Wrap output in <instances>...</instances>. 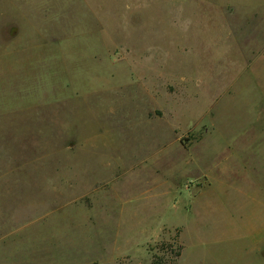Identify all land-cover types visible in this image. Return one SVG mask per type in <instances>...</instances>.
I'll list each match as a JSON object with an SVG mask.
<instances>
[{"label":"rangeland","instance_id":"rangeland-1","mask_svg":"<svg viewBox=\"0 0 264 264\" xmlns=\"http://www.w3.org/2000/svg\"><path fill=\"white\" fill-rule=\"evenodd\" d=\"M0 264H264V0H0Z\"/></svg>","mask_w":264,"mask_h":264},{"label":"trees","instance_id":"trees-1","mask_svg":"<svg viewBox=\"0 0 264 264\" xmlns=\"http://www.w3.org/2000/svg\"><path fill=\"white\" fill-rule=\"evenodd\" d=\"M179 255H177V257H178Z\"/></svg>","mask_w":264,"mask_h":264}]
</instances>
